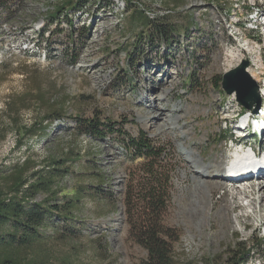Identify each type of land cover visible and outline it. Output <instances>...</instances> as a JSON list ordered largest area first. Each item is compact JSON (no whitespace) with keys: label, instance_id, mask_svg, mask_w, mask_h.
<instances>
[{"label":"rangeland","instance_id":"rangeland-1","mask_svg":"<svg viewBox=\"0 0 264 264\" xmlns=\"http://www.w3.org/2000/svg\"><path fill=\"white\" fill-rule=\"evenodd\" d=\"M62 1L0 0V165L29 151L39 157L79 153L62 189L69 195L80 193L79 187L85 190L74 219L57 222L61 235L31 251L49 254V264H142L145 259L144 249L130 235L128 220L142 207L133 199L131 203L133 196H141L146 182L142 158H133L120 138L97 140L81 133L73 119L81 116L118 122L116 127L123 125L127 135L141 131L164 151L156 162L170 177L163 222L179 236L171 247L175 264H222L219 258L228 246L250 245L251 240L254 254L246 264H263L264 203L252 211L242 208L238 198L239 207L232 208L229 218H221L216 208L223 204V193L232 195L233 188L242 185L233 180L235 184L223 182L213 188L205 211L193 217L186 207L190 194L183 195L189 189L182 175L188 169L191 184V170L199 166V174L210 180L209 172H202L206 164L223 153L232 161L231 148L237 147L218 141L225 132L238 129L242 106L234 94L221 89L220 80L247 59L253 66L251 78L264 91V31L247 23L255 4L264 13V0H132V4L110 0L109 7L87 0L83 9H62L50 21ZM136 7L169 25L170 35L152 36L150 41L137 37L141 25L130 18ZM228 50L239 55L238 62L230 63L224 55ZM229 63L232 67L226 70ZM168 70L173 85L157 86ZM260 99L263 104L264 95ZM150 104L159 112L184 107L188 111L175 124L176 132L162 134L156 126L142 123L140 113ZM55 112L61 116L50 119L43 133L23 136L20 128ZM183 125L189 128L188 150L176 140L185 132L180 129ZM244 130L245 141L250 139L259 152L263 143L248 138L251 128ZM189 150L196 156L192 162L189 155L182 156ZM188 163L193 168H187ZM262 181L247 185L256 189Z\"/></svg>","mask_w":264,"mask_h":264},{"label":"trees","instance_id":"trees-1","mask_svg":"<svg viewBox=\"0 0 264 264\" xmlns=\"http://www.w3.org/2000/svg\"><path fill=\"white\" fill-rule=\"evenodd\" d=\"M86 1L63 0L50 14L49 20L57 17L62 9H83ZM95 1L103 7H109L112 3L110 0ZM129 3L132 4V0ZM130 18L133 19L131 22L136 21L141 25L139 33L142 34L137 37L150 41L152 36L155 39H166L170 35L169 25L152 20L142 9L136 7L131 11ZM44 33L45 30L41 29V37ZM220 93H223L221 89ZM240 108L242 111L247 110ZM60 116L56 112L53 115L47 114L39 123L33 122L20 129L23 130V136L33 137L44 132L50 119ZM73 119L81 133L97 140L120 138L133 158H142L146 182L141 186V196L131 198V203L134 200L142 207L129 214V232L145 251L142 264H175L171 247L179 236L163 222L170 177L156 162L164 151L159 150L141 131L135 136L127 135L123 125L116 127L118 122L100 120L98 117L85 119L74 116ZM231 135L229 131L225 132L218 142L225 141ZM78 157L79 153L72 152L60 156L50 153L39 157L29 151L15 162L0 165V264H49L52 261L49 254L43 251L32 252L31 249L48 241L53 235H61L57 222L66 224L74 219L81 201V192L85 190L79 187L80 193L69 195L63 192L62 184L71 174V164L79 161ZM39 196L41 198L37 200ZM126 203L129 206L128 200ZM254 248L253 240L250 245L247 242H235L220 256V262L246 264L253 256ZM258 252L262 254V250Z\"/></svg>","mask_w":264,"mask_h":264},{"label":"bare ground","instance_id":"bare-ground-1","mask_svg":"<svg viewBox=\"0 0 264 264\" xmlns=\"http://www.w3.org/2000/svg\"><path fill=\"white\" fill-rule=\"evenodd\" d=\"M97 23L98 22L94 21L93 24L97 25ZM224 55H226V57L229 59L230 63L232 60L238 62V59L240 58L239 55L235 54L232 50L231 51L228 50V52H226V54H224ZM229 61H227V62H229ZM230 63L227 65L226 70L228 68L230 69L232 67V65ZM252 67L253 66L251 64H250V66L247 67V73L249 74L250 77L253 78L255 76H254V73L252 72ZM169 73H170L169 70H168V72L166 71V75L164 76L165 78L163 77L157 86L169 88V86H168L169 83H170L169 84L170 86L173 85L172 81H170L172 78H170L171 76H169L170 75ZM165 90L163 91V94L165 93ZM257 93H258V96L260 98H262V96L264 95V91H262L261 89H259V90L257 89ZM165 97H166V95H165ZM147 101H149V100L146 99V102ZM154 108L156 110L158 109L157 107H154V106L151 107V104H150L148 109L141 111L140 118L142 119V123L145 125V127L149 128V127L156 126L157 127L156 129L162 134H164L166 132V130L167 131L172 130V131L176 132L177 131L176 128H178L176 126L177 123L179 122L178 120L181 117H183V115L188 111V109L186 110L185 107L184 108H176L173 110H168L167 112L166 111L165 112H161V111L159 112V110L155 111ZM152 114L155 115L153 118H152V116H150ZM258 118L263 119V117H261V115H258ZM239 121L241 124V125L239 124V126L241 128L245 127L247 125V124H244L245 119L242 121L240 119ZM184 125L180 126L181 131L182 130L185 131V132L183 131L184 133H182L183 136L176 138V140L181 145H185V148L187 149L188 146L191 147V145L189 144V141H188L189 139L187 138L188 137L187 133L189 131V128L188 129L185 128ZM254 128H255V130H258L260 135H263L264 134V121H263V123L259 122L257 124V127H254ZM256 128H259V129H256ZM185 133H186V135H185ZM190 147H189V149H190ZM258 151L259 152L254 150L255 153L253 155H248V152H245L244 148H240V149L239 148H236V149L231 148L230 160L234 161L236 159L235 157L241 155V156H245V158H243L242 161H245V159L246 160L248 159L247 163H249L248 162L249 159L251 160L254 157L255 159H259V163H258L259 165H257L258 167H255V168L252 167L251 165H248V167L246 165H241L242 162L240 161L238 163L235 162L240 167V170H238L236 167L230 166L228 164L229 161L226 159L227 154H225V153H223L219 157H215L213 160H211L213 163L205 165L207 167L206 168L207 171H205L206 169L202 170V172H204V173L209 172L207 174L210 175L211 177H213V179H210V180L203 178V176L201 174H199V172H201L199 166L193 168V166H191L188 163L187 168H193L191 170L193 175H190L192 183L188 184V182H187L188 181L187 180L188 169H186V168L183 172L182 179L186 180L187 184L185 187H187L189 189V191H187L183 195L185 197V195L187 193L190 194L188 197V202L186 204V207L188 208L190 215L194 217V216L199 215L202 212H204L206 209V207H205L206 202H207V200L208 201L210 200V197L208 195L210 193V191L213 188H217V187L221 186V183H223V182H229L231 184H235L233 182V180H237L238 182L240 181L241 182L240 184H242V185L240 187H238V186L234 187L232 190V195L230 193H226V194L223 193V198L221 199L223 204H221L220 207L216 208V212H217V214L220 215L221 218L222 217H225V219L229 218L228 215H229V212L232 210V208H234L236 206L239 207L238 202H237L238 198L242 202V205H241L242 208L247 207L248 209H251L252 211L256 210L257 205L264 203V181L257 183V185H255L257 187L256 189H255V187H253L254 185H252V186L247 185V182H250L251 180L260 181L261 179H264V162L261 161V158H264V152H261L260 150H258ZM182 156H188L190 158H193L192 160H190L191 162L196 159L195 158L196 156L191 151L189 153H187V152L184 154L182 153ZM247 156H248V158H247ZM228 158H229V156H228ZM188 159L189 158H187V160ZM225 160H227L226 161L227 164H226V162H224ZM224 163L226 165L223 169L222 166L224 165ZM195 168L198 170H194ZM231 171H233L234 173H236V172L237 173L232 174ZM227 172H230L229 177L231 179L228 178ZM231 199H234V201H232ZM233 203L234 204L236 203V204L234 206H231ZM213 205H215L214 202H212V206ZM263 258H262V260H263ZM262 263L264 264L263 261H262Z\"/></svg>","mask_w":264,"mask_h":264},{"label":"water","instance_id":"water-1","mask_svg":"<svg viewBox=\"0 0 264 264\" xmlns=\"http://www.w3.org/2000/svg\"><path fill=\"white\" fill-rule=\"evenodd\" d=\"M249 61L242 59L233 69L221 76V89L227 94H234L236 102L257 114L261 107V99L257 93V85L247 73Z\"/></svg>","mask_w":264,"mask_h":264},{"label":"built area","instance_id":"built-area-1","mask_svg":"<svg viewBox=\"0 0 264 264\" xmlns=\"http://www.w3.org/2000/svg\"><path fill=\"white\" fill-rule=\"evenodd\" d=\"M258 239L260 240V237H258Z\"/></svg>","mask_w":264,"mask_h":264}]
</instances>
